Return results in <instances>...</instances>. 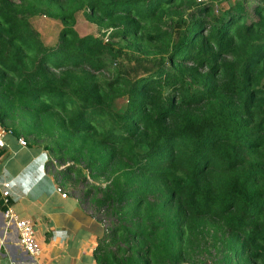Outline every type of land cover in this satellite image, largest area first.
I'll use <instances>...</instances> for the list:
<instances>
[{
  "label": "trees",
  "instance_id": "16d2710c",
  "mask_svg": "<svg viewBox=\"0 0 264 264\" xmlns=\"http://www.w3.org/2000/svg\"><path fill=\"white\" fill-rule=\"evenodd\" d=\"M0 124L94 183L96 264H264V0H0Z\"/></svg>",
  "mask_w": 264,
  "mask_h": 264
},
{
  "label": "crops",
  "instance_id": "0c3cea01",
  "mask_svg": "<svg viewBox=\"0 0 264 264\" xmlns=\"http://www.w3.org/2000/svg\"><path fill=\"white\" fill-rule=\"evenodd\" d=\"M19 138L8 136L0 152V184H11L9 203L19 218L33 222L41 250L34 257L24 252L16 227L2 214L0 196V264H96L94 250L102 227L71 196L59 179L67 177L50 164L52 157L29 141L20 146Z\"/></svg>",
  "mask_w": 264,
  "mask_h": 264
},
{
  "label": "rangeland",
  "instance_id": "374dc122",
  "mask_svg": "<svg viewBox=\"0 0 264 264\" xmlns=\"http://www.w3.org/2000/svg\"><path fill=\"white\" fill-rule=\"evenodd\" d=\"M255 1H259V0H255ZM31 24L34 27V29L39 33L40 39L42 40L44 45L51 47V48L56 47L57 42H58V34L60 32V29H61V24L58 21H53V20H50V19L45 18V17L37 16V17H34L31 19ZM75 30L80 37H84L87 35H97L98 36V33H97L95 26H93L91 23H89L85 19V17L83 16V14H79L77 16L76 24H75ZM30 143L36 145V146L33 145L34 147H43V145H44V143H42V144H40V143L35 144L33 142H30ZM53 159L54 158H52V161H54ZM54 167L58 168L56 170L60 171V170H63L66 166L65 165L60 166L56 162V165ZM70 175L67 174L65 176V177H67V178H65L66 179L65 181L63 180L64 178L60 177L59 179H61L66 184V187L68 188L71 196L76 197L78 200H80L82 203V206H84V208H86L94 216L95 220L100 224L102 229L103 230L105 228L109 229L112 226V224L114 223V218L110 217L107 214L106 209H104V208L103 209H97V208L93 207L90 198H86L84 196L85 191L94 183L92 181H89L88 183H82L81 178L78 179L77 175H74V176L72 174H70ZM101 186H104V184H101ZM194 260L199 261V262L203 261L204 264H214V262H212L213 259L208 260L205 255H200L198 252H195Z\"/></svg>",
  "mask_w": 264,
  "mask_h": 264
},
{
  "label": "built area",
  "instance_id": "2783aa9c",
  "mask_svg": "<svg viewBox=\"0 0 264 264\" xmlns=\"http://www.w3.org/2000/svg\"><path fill=\"white\" fill-rule=\"evenodd\" d=\"M11 135L12 130L0 124V152L5 148L6 138ZM18 142L20 146L24 147L27 145L25 139L22 137L18 139ZM52 163L53 165H56L55 161ZM0 189L2 205L4 206L2 214L6 219V222L11 225L13 224L16 227L19 243L24 252L32 257L39 255L41 248L36 237V231L33 222L19 218L9 203L12 190L11 184L8 182L1 183ZM57 191L60 193L61 189L58 188ZM62 197L65 198L66 195L62 194Z\"/></svg>",
  "mask_w": 264,
  "mask_h": 264
}]
</instances>
